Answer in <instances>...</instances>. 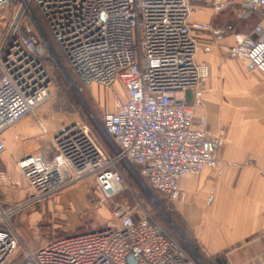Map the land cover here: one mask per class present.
I'll use <instances>...</instances> for the list:
<instances>
[{
	"label": "built area",
	"instance_id": "built-area-1",
	"mask_svg": "<svg viewBox=\"0 0 264 264\" xmlns=\"http://www.w3.org/2000/svg\"><path fill=\"white\" fill-rule=\"evenodd\" d=\"M17 1L0 0L7 24L0 40V156L6 150L3 133L49 93L41 58L46 51L54 54L33 6L80 84L89 89L120 82L125 99L102 115L100 127L95 124L112 155L87 125L74 123L57 132L50 159L35 153L17 159L27 196L6 211L0 207V264H202L188 242L171 236L145 211L121 206L102 229L52 238L14 259L18 234L10 218L89 178L101 198L109 199L125 185L119 165L135 167L133 175L148 190L171 201L183 199V177L204 169L221 175L215 155L220 136L208 139L194 124L197 101L209 90V68L195 61L193 35L209 31L222 38L245 15L259 14L252 34L238 40L233 54L264 75V0L213 1L215 12L235 10L222 27L195 22L197 7L190 0Z\"/></svg>",
	"mask_w": 264,
	"mask_h": 264
},
{
	"label": "crops",
	"instance_id": "crops-1",
	"mask_svg": "<svg viewBox=\"0 0 264 264\" xmlns=\"http://www.w3.org/2000/svg\"><path fill=\"white\" fill-rule=\"evenodd\" d=\"M190 1L197 7L195 22L222 27L234 19L232 8L212 9L213 1L225 0ZM259 20L257 13L247 14L222 38L209 31L193 35L195 61L209 68V90L197 101L194 124L206 130L208 139L220 136L215 155L222 174L204 169L180 179L178 187L184 195L180 211L202 253L214 257L212 264H264V75L233 54L238 40L251 35ZM24 154L20 150L14 158Z\"/></svg>",
	"mask_w": 264,
	"mask_h": 264
},
{
	"label": "rangeland",
	"instance_id": "rangeland-1",
	"mask_svg": "<svg viewBox=\"0 0 264 264\" xmlns=\"http://www.w3.org/2000/svg\"><path fill=\"white\" fill-rule=\"evenodd\" d=\"M33 11L54 54L53 57L46 51L45 57L41 58L49 76V93L47 99L32 113L3 133L6 146L11 147V151L7 150L0 158V207L5 211L10 205L23 202L26 198L24 196H27L24 181L16 167L17 159L14 158L18 151L22 150L24 154L26 150H31L30 153L39 154L48 160L55 153L52 141L57 132L62 127L81 123L88 126L106 154L112 155L111 147L95 124L100 127L102 115L114 111L117 103L125 99L120 82L110 87L84 88L69 67L64 53L52 39L35 6ZM6 25V19L0 17V40ZM9 155V163L5 165L3 159ZM118 168L123 174L125 185L123 190L109 199L101 198L94 181L89 178L64 189L48 202L30 206L13 215L10 221L18 234L14 259L23 257L25 248L32 251L40 243L52 238L102 229L114 222V210L121 206L134 211H145L171 236L179 237L185 245V241L188 242L187 248L196 253L202 264H212L214 257L202 253L194 240L195 231L180 211L182 201H171L148 190L133 175V172L136 173L135 167L127 169L124 165H119ZM194 227L197 228V225ZM196 232L198 234L197 230Z\"/></svg>",
	"mask_w": 264,
	"mask_h": 264
},
{
	"label": "trees",
	"instance_id": "trees-1",
	"mask_svg": "<svg viewBox=\"0 0 264 264\" xmlns=\"http://www.w3.org/2000/svg\"><path fill=\"white\" fill-rule=\"evenodd\" d=\"M155 193V192H154Z\"/></svg>",
	"mask_w": 264,
	"mask_h": 264
},
{
	"label": "water",
	"instance_id": "water-1",
	"mask_svg": "<svg viewBox=\"0 0 264 264\" xmlns=\"http://www.w3.org/2000/svg\"><path fill=\"white\" fill-rule=\"evenodd\" d=\"M2 26V25H1Z\"/></svg>",
	"mask_w": 264,
	"mask_h": 264
}]
</instances>
